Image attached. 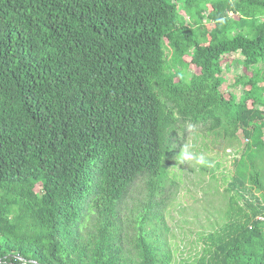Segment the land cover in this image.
<instances>
[{
	"label": "trees",
	"instance_id": "obj_1",
	"mask_svg": "<svg viewBox=\"0 0 264 264\" xmlns=\"http://www.w3.org/2000/svg\"><path fill=\"white\" fill-rule=\"evenodd\" d=\"M195 130L247 144L230 217L176 262ZM261 157L264 0H0V264H264Z\"/></svg>",
	"mask_w": 264,
	"mask_h": 264
},
{
	"label": "rangeland",
	"instance_id": "obj_2",
	"mask_svg": "<svg viewBox=\"0 0 264 264\" xmlns=\"http://www.w3.org/2000/svg\"><path fill=\"white\" fill-rule=\"evenodd\" d=\"M237 59H242L239 51L232 53L223 64L220 89L232 90L239 96L241 87L232 86L235 75L241 73ZM246 144L247 139L240 131L238 138L232 140L197 130L187 136L180 155L171 165L170 178L176 181L174 199L162 210L170 228L176 262L193 259L202 249V236L219 228L230 217V196L224 189L234 173L236 159L245 153ZM258 168L264 182L262 157ZM139 185L142 183L136 182L134 190ZM260 195L263 197L264 191Z\"/></svg>",
	"mask_w": 264,
	"mask_h": 264
},
{
	"label": "built area",
	"instance_id": "obj_3",
	"mask_svg": "<svg viewBox=\"0 0 264 264\" xmlns=\"http://www.w3.org/2000/svg\"><path fill=\"white\" fill-rule=\"evenodd\" d=\"M259 218H261V219H262V216H259Z\"/></svg>",
	"mask_w": 264,
	"mask_h": 264
}]
</instances>
